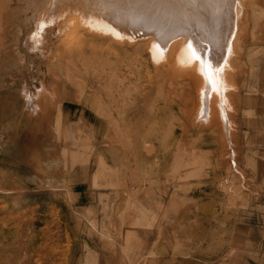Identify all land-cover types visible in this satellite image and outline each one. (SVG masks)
I'll list each match as a JSON object with an SVG mask.
<instances>
[{"label": "rangeland", "instance_id": "obj_1", "mask_svg": "<svg viewBox=\"0 0 264 264\" xmlns=\"http://www.w3.org/2000/svg\"><path fill=\"white\" fill-rule=\"evenodd\" d=\"M55 1L0 0V264H264V0L225 7L230 142L192 76Z\"/></svg>", "mask_w": 264, "mask_h": 264}, {"label": "bare ground", "instance_id": "obj_2", "mask_svg": "<svg viewBox=\"0 0 264 264\" xmlns=\"http://www.w3.org/2000/svg\"><path fill=\"white\" fill-rule=\"evenodd\" d=\"M228 1L187 0L178 5L174 0H56L53 8L64 4L79 7L80 11L74 10L72 19L67 21L69 26L82 25L87 31L117 44L146 41L154 65H169L175 73L189 74L195 79L198 116L204 121L217 118L230 142L234 124L229 116L232 109L229 94L237 90V85L230 80V72L236 69L232 58L242 3L240 7L235 5L238 9L231 15L225 8ZM195 22L203 23L193 26ZM56 24L57 20L42 21L39 31ZM234 166L237 168L235 163Z\"/></svg>", "mask_w": 264, "mask_h": 264}]
</instances>
